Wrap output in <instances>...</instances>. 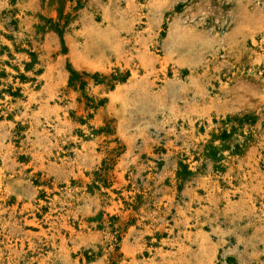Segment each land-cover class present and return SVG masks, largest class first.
I'll return each mask as SVG.
<instances>
[{"label":"rangeland","instance_id":"374dc122","mask_svg":"<svg viewBox=\"0 0 264 264\" xmlns=\"http://www.w3.org/2000/svg\"><path fill=\"white\" fill-rule=\"evenodd\" d=\"M0 264H264V0H0Z\"/></svg>","mask_w":264,"mask_h":264}]
</instances>
